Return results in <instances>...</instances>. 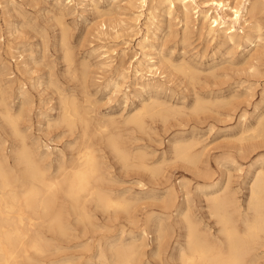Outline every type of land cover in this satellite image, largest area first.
Returning a JSON list of instances; mask_svg holds the SVG:
<instances>
[{
	"label": "rangeland",
	"instance_id": "rangeland-1",
	"mask_svg": "<svg viewBox=\"0 0 264 264\" xmlns=\"http://www.w3.org/2000/svg\"><path fill=\"white\" fill-rule=\"evenodd\" d=\"M188 12L186 25L178 3L168 9L141 6L139 0H0V159L9 176L26 177L19 159L23 147L50 178L70 173L91 148L99 166L92 186L127 202L106 208L95 195L81 194L76 205L63 184L51 213L40 224L30 220L43 234L42 252L15 254L13 264H117L116 251L125 245L134 250L132 264H181L183 212L215 234L218 225L208 214L206 196L222 186L241 216L252 218L249 185L255 171H264V137L254 132L259 121L264 126V46L208 34L200 12L192 7ZM244 18L245 25L256 22ZM235 30L241 35L238 26ZM258 34L264 37V27ZM143 53L155 57L149 63L158 66L154 75L137 66ZM61 100L75 102L73 124L63 120ZM150 101L167 111L143 113V125L130 122ZM110 138L123 156L110 148ZM175 140L192 145L200 161L176 158ZM58 210L63 230L48 223ZM259 242L252 264H264V234Z\"/></svg>",
	"mask_w": 264,
	"mask_h": 264
},
{
	"label": "bare ground",
	"instance_id": "bare-ground-1",
	"mask_svg": "<svg viewBox=\"0 0 264 264\" xmlns=\"http://www.w3.org/2000/svg\"><path fill=\"white\" fill-rule=\"evenodd\" d=\"M148 2L150 3L151 6H155V7L167 6L168 9H170L171 7H174L175 3H178L179 8L181 10V15H182V17L184 19V23L186 25L189 22L188 21L189 20L188 9L190 7H192L196 11L200 12V15H201L200 19L202 21L201 29H205L208 34L221 33L225 38H227L230 41H233L234 36H238L241 39L244 38L245 42H247L250 45L252 44L254 47H257L258 45L264 46V37H261V35L258 34L261 31L262 27H264V0H241L242 3L240 2L239 4L234 5V6L233 5L229 6V4L227 2H225L224 0H139V3L141 6L147 5ZM199 7L200 8L201 7H204V8L207 7V9L206 10L197 9ZM210 10H212V12H210ZM227 10H229L230 12H227ZM17 11L19 12V10H17ZM104 12H102V13H104ZM246 15L248 16V19L249 18L255 19L256 20L255 24L251 25L250 23H247L245 25L246 19L244 17ZM242 18H244V19L241 21ZM199 24H198V27H199ZM236 26H238V29H239L241 35H236V30H235ZM130 27H133V26H130ZM245 28H249L250 30L256 31V35H252L249 31L244 32ZM163 36H162V38H163ZM65 45H66V43H65ZM152 48H153V46H152ZM107 52H108L107 50H105L103 52L104 56H106V57L109 56V54H106ZM65 53H67V52H65ZM65 62H67V61H65ZM143 63L145 65L144 68L142 67ZM149 63H156V59H155V57L148 56V54H145V53H143L141 59L137 60V66L140 67L141 70H144V71L148 72L149 74L154 75L158 66L156 67L155 64H149ZM173 63L176 64L175 61H173ZM181 63H182V61H180L178 66H180ZM184 63L185 62H183V64ZM35 65H36V63H35ZM186 67H189V66H186ZM176 68H174V70H176ZM153 69H155V70L152 71ZM189 69H190V71L191 70L193 71V69H191V68H189ZM138 71L139 70H136V72H138ZM190 71H188V72H190ZM186 72H185V75H186ZM189 74H188V78H190L192 76L190 74V77H189ZM81 75H82V72H81ZM192 78L193 77H191L190 79H192ZM86 79L84 81H86ZM1 80H2V78H1ZM55 88L57 89V87H55ZM61 97H62V95H61ZM237 97H239V96H237ZM230 98H232V97H230ZM4 100H6V98ZM69 101H67V100H64V102L62 100L60 101V103L63 102V115H62V117H63V120L66 121V123H68V125L73 124L75 117L78 115V109H77L75 102L71 101V100H69ZM155 102L156 101H150V103H146V104L143 103L141 105V107H139V109H137L132 115H130L129 121L134 122L137 125H141L143 113H146L148 115L149 114H162L163 111H165V110L167 111L166 108H162V107L161 108L159 107L158 109L154 108L153 106L157 104ZM230 102H231V100H230ZM1 103H3V102H1ZM221 103H222V101H221ZM219 104H220V102L218 103V105ZM150 108L152 110H150ZM93 109H94V107H93ZM196 109H197V107H196ZM229 109H231V108H229ZM194 110H195V108H194ZM201 110H203V107L201 108ZM192 112H194V111L192 110ZM176 114H178V113H176ZM27 115H28V113H27ZM6 116L9 119V122H11L10 120L13 119L11 117V115L7 113ZM260 118H262V115L260 116ZM125 120H126V118H125ZM123 123H125V122H123ZM126 123H127V121H126ZM100 125L102 127L101 123H100ZM257 125L261 128H258V126H256V129L254 130V132L257 134V137L258 136L264 137V126H261L260 121L257 123ZM103 128H105V126H103ZM241 130H242V128H241ZM15 135H17V134L15 133ZM252 135H253V133L250 134L251 137H252ZM251 139H253V138H251ZM74 141H75V139H74ZM240 141H241V139H240ZM71 143H74V142H71ZM201 143H202V141H201ZM109 144H110V148L115 150L118 154H121L122 156L124 155L123 152L116 145V142L114 140H112L111 138L109 139ZM173 144L174 145H173V152L172 153L174 154V156L176 158L181 159L183 161H190L191 163H193V162L198 163L200 161L199 160L197 162L200 154L192 152V145L188 144L185 141H181V140H178ZM239 145H241V144H239ZM141 151H143V150H141ZM200 152H201V150H200ZM96 157L97 156L94 155V152L91 148H86L85 150H83V152L81 153V155L79 157L78 165L74 166L71 169L70 173L64 172L63 174H61L62 176L60 178H58V177H55V178L47 177L46 171L43 170L39 166V164L32 158V156L28 152V150L24 147L19 151V159L26 165V168L24 170V172L26 174L25 178H20V177H16V176L10 177L9 173H8L9 170L7 171L5 169V167H4L5 164L3 165V162L0 159V264H13L15 254H18V253H19V255L22 254L23 256L28 257V255H27L28 250H34L35 252H42V241H44L43 234L39 231V229L32 227L30 220H34L35 224H40L42 222L41 217L47 216L48 214L51 213V207H52L53 201H54L55 196H56V191H58L60 188H63V184L65 186L63 188L64 189L63 193L67 198L69 197L74 201V203L72 202L73 204L78 205L77 204L78 197L81 194H86L88 196L95 195L97 197V200L101 203V205H103L106 208H124V207H126L127 202L124 199L113 198L110 195H107L106 193L105 194L101 193L99 190H97L96 188H94L92 186V181L97 180L99 178V166H98V162L96 160ZM190 162H189V164H191ZM131 163H133V162H131ZM181 163H182V161H181ZM132 165L134 166V164H132ZM193 165H194V163H193ZM43 166H45V165H43ZM191 166H192V164H191ZM196 166H198V165H196ZM157 167H155V169ZM156 170H158V169H156ZM151 177H152V175H151ZM227 179H228V177H227ZM226 184H228V183H226ZM109 193H111V192H109ZM238 200H239V198H238ZM94 201H95V199H94ZM206 201L208 202V214H209V216H211L214 219V224L218 225L216 233L214 234L212 232H209L206 229H203V227L199 221L197 222L196 220H194L191 217V215L187 214L186 211L183 212L182 216L184 218L183 220L185 221L184 225H185L186 232H185V246H184V248H181L179 251L180 263L181 264H252V258H253V255L259 246L261 234H264V171H261V170L255 171L253 179L249 185L248 197H247V208L252 210V212H253L252 218H248L247 216L246 217L241 216V214L239 213V208H238L239 205H237L236 199L233 197L232 194H229L227 192L226 187L222 186V188H216V189L210 191L209 194H207V196H206ZM69 202H71V201H69ZM90 202H92V201H90ZM128 206H129V203H128ZM60 208H61V206H60ZM70 208H71V205H70ZM75 208H76V206H75ZM62 213H63V211H62ZM66 213H68V212H66ZM235 213H237L239 215L238 219L235 217ZM27 214H29V217L27 216ZM85 214H86L85 216L88 217L87 216L88 213H85ZM60 216H61V213L58 210L57 213L52 214L51 217L48 218V223H49L50 227L57 226V230H58V227L61 230H63V227L61 225L62 219H60ZM76 217H74V218H76ZM86 219H88V218H86ZM86 221H88V220H86ZM158 221H159V219H158ZM240 222H241V225H243L242 226L243 229L241 228V225L239 224ZM87 224L89 225V223H87ZM64 231H65V229H64ZM160 232L161 231H159V233ZM61 233H62V231H61ZM141 235H140V237H141ZM158 237H160V236H158ZM153 239H154V237H153ZM128 243H130V242H128ZM46 244H47V242H46ZM156 247H157V245L155 246V248ZM155 250H157V249H155ZM47 252H48V250H47ZM256 255L258 257V254H256ZM133 256H135V255H134V250H133L132 246H126L125 245L123 247H120L116 251V262H117V264H132ZM255 259H257V258H255ZM138 262H139V260H138ZM255 262H256V260H255Z\"/></svg>",
	"mask_w": 264,
	"mask_h": 264
}]
</instances>
